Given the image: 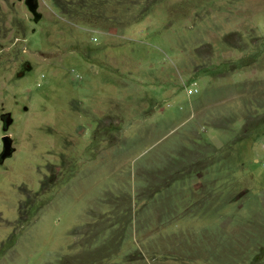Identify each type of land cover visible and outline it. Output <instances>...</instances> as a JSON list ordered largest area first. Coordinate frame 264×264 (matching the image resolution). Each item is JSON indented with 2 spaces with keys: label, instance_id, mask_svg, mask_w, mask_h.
Here are the masks:
<instances>
[{
  "label": "rangeland",
  "instance_id": "374dc122",
  "mask_svg": "<svg viewBox=\"0 0 264 264\" xmlns=\"http://www.w3.org/2000/svg\"><path fill=\"white\" fill-rule=\"evenodd\" d=\"M37 11L0 0V264H264V0Z\"/></svg>",
  "mask_w": 264,
  "mask_h": 264
},
{
  "label": "water",
  "instance_id": "95a60500",
  "mask_svg": "<svg viewBox=\"0 0 264 264\" xmlns=\"http://www.w3.org/2000/svg\"><path fill=\"white\" fill-rule=\"evenodd\" d=\"M25 5L28 11L30 12V14L32 15L34 22H37L42 18L41 13L37 11L38 0H25ZM24 69L26 71L30 69V66L28 63L24 64ZM22 75L23 73L19 72L17 74V77H21ZM24 111H26V108H24ZM1 117L4 118L3 130L6 131L7 128L12 124L13 119L10 117V113L3 114L1 115ZM1 141H2V152L0 153V162H3L4 160L11 157L15 149L12 147V141L8 135L3 136L1 138Z\"/></svg>",
  "mask_w": 264,
  "mask_h": 264
},
{
  "label": "built area",
  "instance_id": "2783aa9c",
  "mask_svg": "<svg viewBox=\"0 0 264 264\" xmlns=\"http://www.w3.org/2000/svg\"><path fill=\"white\" fill-rule=\"evenodd\" d=\"M189 95L191 94V91H189V93H188Z\"/></svg>",
  "mask_w": 264,
  "mask_h": 264
},
{
  "label": "flooded vegetation",
  "instance_id": "af4514ba",
  "mask_svg": "<svg viewBox=\"0 0 264 264\" xmlns=\"http://www.w3.org/2000/svg\"><path fill=\"white\" fill-rule=\"evenodd\" d=\"M1 119H2V121L4 120V118H3V117H1Z\"/></svg>",
  "mask_w": 264,
  "mask_h": 264
}]
</instances>
